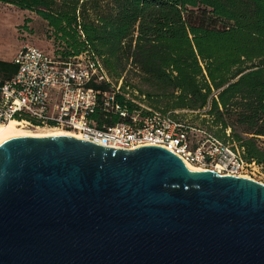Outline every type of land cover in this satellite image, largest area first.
<instances>
[{
  "label": "water",
  "instance_id": "95a60500",
  "mask_svg": "<svg viewBox=\"0 0 264 264\" xmlns=\"http://www.w3.org/2000/svg\"><path fill=\"white\" fill-rule=\"evenodd\" d=\"M0 264H264V184L165 147L0 142Z\"/></svg>",
  "mask_w": 264,
  "mask_h": 264
},
{
  "label": "trees",
  "instance_id": "16d2710c",
  "mask_svg": "<svg viewBox=\"0 0 264 264\" xmlns=\"http://www.w3.org/2000/svg\"><path fill=\"white\" fill-rule=\"evenodd\" d=\"M2 1L48 21L65 56L96 52L109 76L152 108H208L212 124L201 128L223 142L231 129L264 172V0ZM16 72L0 59V84Z\"/></svg>",
  "mask_w": 264,
  "mask_h": 264
},
{
  "label": "built area",
  "instance_id": "2783aa9c",
  "mask_svg": "<svg viewBox=\"0 0 264 264\" xmlns=\"http://www.w3.org/2000/svg\"><path fill=\"white\" fill-rule=\"evenodd\" d=\"M14 63L17 72L0 84V122L23 117L37 127L65 129L110 149L162 146L188 165L221 175L251 178V171L262 169L244 158V148L231 138V129L223 142L200 126L179 120L177 110H156L137 91L131 97L130 87L123 90V81L115 82L90 49L55 56L28 43L17 51ZM103 84L110 88L99 87ZM114 116L121 121L110 125Z\"/></svg>",
  "mask_w": 264,
  "mask_h": 264
},
{
  "label": "rangeland",
  "instance_id": "374dc122",
  "mask_svg": "<svg viewBox=\"0 0 264 264\" xmlns=\"http://www.w3.org/2000/svg\"><path fill=\"white\" fill-rule=\"evenodd\" d=\"M28 43L55 56H65L62 53L59 54L61 46L51 33L47 21L36 12L28 9L22 10L12 3L0 0V59L13 62L17 51ZM130 96L134 97L133 94ZM176 110L178 111L176 112L177 118L191 125L209 127L212 124L211 117L205 112ZM28 126L30 130H35L37 124L31 122ZM251 172L254 180L264 184V172L261 168Z\"/></svg>",
  "mask_w": 264,
  "mask_h": 264
},
{
  "label": "bare ground",
  "instance_id": "6f19581e",
  "mask_svg": "<svg viewBox=\"0 0 264 264\" xmlns=\"http://www.w3.org/2000/svg\"><path fill=\"white\" fill-rule=\"evenodd\" d=\"M28 125L29 123L27 121L18 120L15 118L11 119L8 122H0V142L8 138L15 137V135L41 136V137L67 135V136L77 137L75 133L65 129L62 130L59 128H52V127L42 128L36 126L35 130L32 129L30 130L28 128L29 127ZM189 167L193 169L195 168L199 170H206L197 165H189Z\"/></svg>",
  "mask_w": 264,
  "mask_h": 264
},
{
  "label": "crops",
  "instance_id": "0c3cea01",
  "mask_svg": "<svg viewBox=\"0 0 264 264\" xmlns=\"http://www.w3.org/2000/svg\"><path fill=\"white\" fill-rule=\"evenodd\" d=\"M32 12H35V11H32ZM48 25H49V23H48ZM49 28L51 30V33L54 35L55 39L58 41L59 45L61 46V48L59 49L60 50L59 54H61V53L64 54V52H67V50H70L69 48L66 47V44L63 41H61L60 34H57L55 29L52 26L49 25Z\"/></svg>",
  "mask_w": 264,
  "mask_h": 264
}]
</instances>
